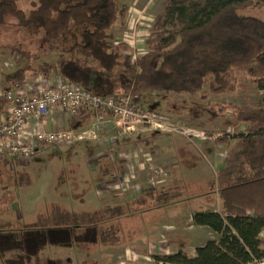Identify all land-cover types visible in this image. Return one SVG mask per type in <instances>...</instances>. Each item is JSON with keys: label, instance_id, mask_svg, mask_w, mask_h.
<instances>
[{"label": "trees", "instance_id": "1", "mask_svg": "<svg viewBox=\"0 0 264 264\" xmlns=\"http://www.w3.org/2000/svg\"><path fill=\"white\" fill-rule=\"evenodd\" d=\"M25 1L31 4L28 12L21 7ZM255 3L264 0H164L145 40L147 52L134 61L129 55L132 49L125 42L115 44L111 32L117 22L124 25L129 11L119 0H0V25L11 17L17 27L31 28L34 33L42 31L47 46L61 40V79L93 95L125 97L134 103L147 93H160L168 99L193 97L204 92L208 79V95L232 93L247 84L264 92V20L239 13ZM228 7L232 12L227 28L215 27L213 17ZM170 49L178 61L175 69L161 62ZM34 75L27 67L8 74L6 80L20 85ZM0 105L5 106L3 96ZM228 110L237 126H246V131L239 133L242 160L233 169H219L203 189L199 183V191L189 190L191 195H201L207 201H219L218 211L195 212L192 224L209 228L220 239L197 248L194 257L182 251L155 255L161 264H250L264 258V240L259 238L264 229V94L257 108L224 103L210 107L214 115L224 116ZM101 113L81 108L70 122L84 123L85 117L93 120ZM216 141L227 140L218 137ZM117 150L110 154L111 170L99 165L95 182L104 181L113 172L123 175L124 162L113 158ZM4 154L0 158V186L7 185L12 191L0 194L12 203L17 189L26 186L31 177L23 166H11L9 159L14 156ZM64 182L61 174L58 183ZM174 187L148 189L128 202L126 208L102 206L77 213L55 202L46 210V216L37 214L32 226L50 229L54 225L76 231L88 251L119 246L130 236L126 228L130 232L136 228L124 222L128 215H141L156 204H169L189 195L174 192Z\"/></svg>", "mask_w": 264, "mask_h": 264}, {"label": "rangeland", "instance_id": "2", "mask_svg": "<svg viewBox=\"0 0 264 264\" xmlns=\"http://www.w3.org/2000/svg\"><path fill=\"white\" fill-rule=\"evenodd\" d=\"M163 2L119 0L120 4L129 7V11L125 25L121 27V23L117 22L111 29L116 42L125 41L136 51H141L142 47L144 49V39L155 16L162 10ZM21 7L28 12L31 4L25 1ZM231 12L230 7L221 10L211 23L219 29L227 28ZM239 13L264 20V3H255L240 9ZM15 24V20L6 17L5 23L0 25V90L4 89L3 95L13 91L12 84L6 80L8 74L27 67L37 74H51L55 69L58 73V65L64 58L61 40L47 46L42 31L34 33L31 28H20ZM161 62L171 69L178 66L172 49L164 54ZM209 82L210 79L203 88L204 92L193 97L172 96L167 99L160 93H147L137 98L135 103L150 111L163 125L162 128L139 122L126 131L125 126L119 125L108 113L107 122L100 124L99 128L92 127L95 118H88L86 123H81L82 127L70 129L76 140L42 146L38 153L22 160L23 169L31 177L29 183L17 189L12 203H8V199L5 201L6 198L0 194V264H134V250L142 249L147 255V259L142 258L145 264H161L155 260V255L172 254L183 248L193 252L201 239L187 220L195 211L203 208L218 210L220 203L217 199L210 202L201 196L191 197L189 194L186 198L181 196L169 201L168 206H152L151 209L157 210L147 216L150 220L148 223L140 215L130 214L124 222L136 227L138 232H130L126 228L130 236L123 243L128 244L103 246L95 251L82 247L86 244L77 238L76 231L68 232L66 228L54 225L50 229L40 225L33 227L32 223L36 221L38 213L46 216V210L55 202L77 213L102 206L123 205L126 208L127 202L148 189L168 184L170 187L175 185L172 188L174 192L187 194L191 189L186 185L187 181L200 180L192 185V191H199L197 184L200 183L203 189L219 169H233L242 160L239 133L245 132L246 126H237L230 110L224 116L214 115L210 107L224 103L257 108L264 92L247 84L244 89L239 88L232 93L208 95ZM88 130L93 132H86ZM218 137H224L227 141L219 143L216 141ZM142 149L144 153L153 150L155 158L159 157L165 163L160 165L154 158L142 157ZM116 150L114 161L125 162L122 163L123 176L119 178L113 172L104 177V181L95 182L97 178L94 172L97 173L99 165H107L111 170L108 161L112 158L110 154ZM2 153H6L4 148ZM103 157L106 158L105 162ZM161 166L160 174L152 169L156 167L160 170ZM167 171H171L170 178L165 175ZM61 174L64 184L58 183ZM201 238L204 239L205 235ZM126 246L133 251H130L133 256L129 251L123 253L128 249Z\"/></svg>", "mask_w": 264, "mask_h": 264}, {"label": "built area", "instance_id": "3", "mask_svg": "<svg viewBox=\"0 0 264 264\" xmlns=\"http://www.w3.org/2000/svg\"><path fill=\"white\" fill-rule=\"evenodd\" d=\"M3 98L7 116L0 122V147L4 148L8 155L23 161L38 153L42 146L77 139L70 131L64 129L53 131L36 129L33 133L28 131L34 128L35 124L45 125V118L54 112L74 117L81 108L97 113L107 111L119 125L125 126L126 131L131 130V126L139 122L157 128L163 127L151 112L143 110L130 98L93 95L65 80L49 86L44 85L35 92H27L25 89L22 90L20 85H15L13 91L6 92ZM102 121L98 114L95 128H99Z\"/></svg>", "mask_w": 264, "mask_h": 264}, {"label": "crops", "instance_id": "4", "mask_svg": "<svg viewBox=\"0 0 264 264\" xmlns=\"http://www.w3.org/2000/svg\"><path fill=\"white\" fill-rule=\"evenodd\" d=\"M126 20V19H125ZM124 25H125V21H124ZM123 25V26H124ZM121 27H122V25H121ZM149 33H150V31H149ZM149 33L147 34V36L145 37V39H144V43H143V45L142 46H144L145 48L143 49V47H142V50L141 51H136V49H133L132 50V52H129V55H131L132 56V60L134 61L135 59H137L138 57H140V56H143L144 54H146V52H147V49H146V46H145V40L147 39V37L149 36ZM121 42H125V41H121ZM121 42H119V43H121ZM115 43H117L116 42V38H115ZM126 43V42H125ZM128 44V43H127ZM13 67V66H12ZM58 70V69H57ZM53 73H51V74H49L48 72H44V73H42V74H37L36 72H34L35 73V75H34V77H32V78H30V79H28V80H26V82H24L23 84H20V87H22V90H26L27 92H35L39 87H42V86H44V85H47V86H49V85H53V84H55V83H59V82H61V81H64L63 79H61V76H60V73H59V70H58V73H56V69H55V72L54 71H52ZM15 87V85H12V87ZM14 87H13V89H14ZM3 92H5L4 91V89L3 90H0V97L1 96H3ZM113 97V96H112ZM172 97V96H171ZM178 97H181V96H178ZM168 99V98H167ZM131 100V99H130ZM136 104V103H135ZM109 112H104V113H101L100 114V117L102 118V123L101 124H105L106 122H107V114H108ZM110 114V113H109ZM111 115V114H110ZM6 116H7V114H6V111H5V106L3 107V106H1L0 105V122L1 121H3L5 118H6ZM97 117H98V115L95 117V122H96V120H97ZM71 118L72 117H70V116H63V115H61V114H59V113H57V112H54V113H52V114H50V115H48L46 118H45V120H46V124L45 125H37V124H35V127L34 128H32V129H30V130H28L30 133H33L34 132V130H38V129H41V130H46V131H53V130H60V129H75V128H79V127H82L81 126V123H79V124H74V125H72V123L70 122V120H71ZM110 118V117H109ZM84 119H86V120H88V118L87 117H85ZM95 122L92 124V127H94V124H95ZM92 130V129H91ZM91 130H88V131H86V132H89V131H91ZM158 137V136H157ZM159 138V137H158ZM158 138L156 139V142H158L159 140H158ZM2 151H3V148H1L0 147V158H2L5 154L4 153H2ZM142 151H143V156L142 157H144V158H147V157H151V158H154V160L155 161H158V163L161 165V164H164L165 162L164 161H162L163 159H158L159 157H157V158H155V153H154V151L152 150V152H151V150H149L150 152H148V153H144L145 151H144V149H142ZM5 152V151H4ZM9 157V156H8ZM12 157V156H11ZM102 158V157H101ZM10 161H11V166L12 167H14V168H20V166H22L23 165V161L21 160H17V157H12L11 159H9ZM125 163V162H124ZM124 165V164H123ZM162 168H163V166H161L160 167V170H158V168H153L152 167V169H153V171L155 172V173H157V174H160L161 173V170H162ZM224 168V167H223ZM217 173V172H216ZM94 174H96V172L94 173ZM165 175H167L168 176V178H170V175H171V171L169 172V171H167V172H165ZM216 175V174H215ZM123 176V175H122ZM174 175H172L171 177H173ZM119 178H121V175L119 176ZM175 181H182V180H175ZM186 182V180H183L182 182ZM200 180H195V181H187V183H189V184H187L186 183V185H188V186H191V188H192V185H195L197 182H199ZM162 186H164V187H170V185H168V184H163V185H160V186H158V187H162ZM175 186V185H174ZM157 187V188H158ZM154 189H156V188H154ZM1 190L3 191L4 190V192L6 191V192H8V193H10L11 191H12V189L11 188H7V185H1ZM2 191L0 192V193H2ZM145 192V191H144ZM188 194H190L189 192H187ZM5 194V193H4ZM186 194V193H185ZM200 195V194H199ZM196 196H198L197 194L196 195H191V197H196ZM201 196V195H200ZM202 197V196H201ZM184 198H186V196H184ZM204 198V197H203ZM7 200V199H6ZM14 200H15V198H14ZM133 200V199H132ZM131 200V201H132ZM130 202V201H129ZM128 203V202H127ZM158 207H162V206H168L169 204H156ZM155 206V205H154ZM152 208V207H151ZM150 207L148 208V209H145V210H143L144 212H143V214H141L140 215V217H142L143 219H144V221H145V223H148V222H150V220L147 218V216L148 215H150V213L151 212H153V211H155V210H157V209H151ZM219 209H220V205H219ZM160 210H163V209H160ZM207 210H211V211H218V210H214L213 208H211V207H207V208H203V209H200V210H197V211H195V212H198V211H207ZM194 212V213H195ZM193 213V214H194ZM136 216H138V213H136L135 214ZM134 215V216H135ZM187 222H190V228L191 229H193V232L194 233H197L199 236H200V238L199 239H201V240H198L199 241V245L198 246H196L195 247V249H194V251L193 252H190V251H188V250H186L185 248H183V249H179V250H175V251H173L172 252V254H174V253H177V252H179V251H182V252H184V253H186L188 256H191V257H194L195 255H196V250H197V248H199V247H202V246H204L208 241H210V240H215V241H218L219 239H220V236L219 235H217V234H215V233H213L209 228H207V227H203V226H195V225H193L192 224V216L190 215V217L188 218V220H187ZM144 223V222H143ZM144 223V224H145ZM136 233L138 232V230H136L135 231ZM135 233V234H136ZM263 233H264V229H262V231H261V233H260V235H259V238L261 239V240H264V236H263ZM202 235H205V238L203 239V238H201L202 237ZM136 237H138V235H136ZM132 241V240H131ZM128 243H123V244H120V245H127ZM119 245V246H120ZM127 247V246H126ZM125 247V248H126ZM124 248V247H123ZM124 248V249H125ZM128 249H126V250H124L123 251V253H126V252H130L131 250L129 249V247H127ZM146 250V249H145ZM140 251V252H139ZM139 251H136V250H134V252H135V254H134V257H132V258H134V264H145L143 261H142V258H145V259H147L146 258V254H144L142 251H143V249L142 250H139ZM131 252H133V251H131ZM130 252V253H131ZM148 253V252H147ZM131 256H133V254L131 253ZM145 256V257H144ZM158 262V261H157ZM160 263V262H159ZM250 264H264V258L262 259V261H260V262H258V263H250Z\"/></svg>", "mask_w": 264, "mask_h": 264}]
</instances>
